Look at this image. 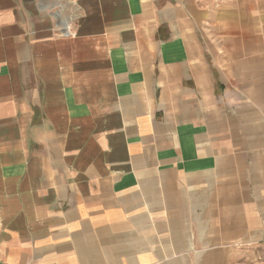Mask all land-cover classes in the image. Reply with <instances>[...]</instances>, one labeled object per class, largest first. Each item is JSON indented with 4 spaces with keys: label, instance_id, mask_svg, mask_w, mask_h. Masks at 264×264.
Here are the masks:
<instances>
[{
    "label": "crops",
    "instance_id": "0c3cea01",
    "mask_svg": "<svg viewBox=\"0 0 264 264\" xmlns=\"http://www.w3.org/2000/svg\"><path fill=\"white\" fill-rule=\"evenodd\" d=\"M242 244H264V0H0V264Z\"/></svg>",
    "mask_w": 264,
    "mask_h": 264
},
{
    "label": "rangeland",
    "instance_id": "374dc122",
    "mask_svg": "<svg viewBox=\"0 0 264 264\" xmlns=\"http://www.w3.org/2000/svg\"><path fill=\"white\" fill-rule=\"evenodd\" d=\"M229 264H264V244L238 245Z\"/></svg>",
    "mask_w": 264,
    "mask_h": 264
}]
</instances>
